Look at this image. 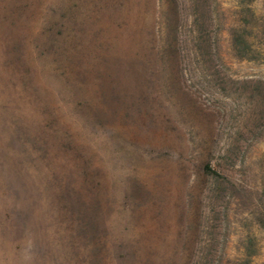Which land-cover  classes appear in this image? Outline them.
Wrapping results in <instances>:
<instances>
[{"label": "rangeland", "instance_id": "374dc122", "mask_svg": "<svg viewBox=\"0 0 264 264\" xmlns=\"http://www.w3.org/2000/svg\"><path fill=\"white\" fill-rule=\"evenodd\" d=\"M0 264H264V0H0Z\"/></svg>", "mask_w": 264, "mask_h": 264}]
</instances>
